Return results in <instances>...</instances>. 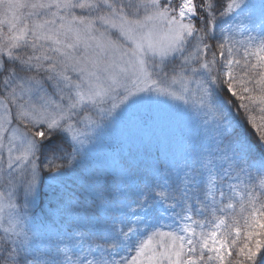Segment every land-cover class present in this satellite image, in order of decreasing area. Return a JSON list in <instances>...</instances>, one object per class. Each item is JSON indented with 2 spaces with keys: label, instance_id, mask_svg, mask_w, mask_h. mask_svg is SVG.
<instances>
[{
  "label": "snow or ice",
  "instance_id": "obj_1",
  "mask_svg": "<svg viewBox=\"0 0 264 264\" xmlns=\"http://www.w3.org/2000/svg\"><path fill=\"white\" fill-rule=\"evenodd\" d=\"M153 105L207 117L212 146L106 244L36 250L29 211L69 139ZM0 233V264H264V0H0Z\"/></svg>",
  "mask_w": 264,
  "mask_h": 264
},
{
  "label": "rangeland",
  "instance_id": "obj_2",
  "mask_svg": "<svg viewBox=\"0 0 264 264\" xmlns=\"http://www.w3.org/2000/svg\"><path fill=\"white\" fill-rule=\"evenodd\" d=\"M252 2L258 4L259 0ZM145 112H156V115L153 114L148 119ZM206 118L195 112L189 116L165 105H153L150 109H141L137 116L126 117L123 121L112 123L105 120L104 127L91 135L90 143L84 146V150L75 154L105 164L115 176L110 179L108 187L102 189L95 209L88 211L86 207L78 209V206H82L77 203L79 195H84V191L88 190L87 185L85 187L79 181L82 179L80 172L66 168L61 169L58 176L55 173L48 174L45 180L59 185L60 191L64 193L59 196L54 206H47L50 216L46 221L38 220L33 215L32 211L38 199L32 205L27 224L31 230L30 235L34 234L33 247L41 252L49 249L55 252L57 247L68 245L70 254L87 255L90 242L93 245L106 244L102 231L105 224L118 221L121 214L130 218L131 210L137 207L140 193L147 194L151 202L154 197L153 189L162 190L156 185L163 184L165 179H170L175 187L177 174L182 175L186 170L184 165L191 164L203 148L212 146L208 138L211 133H206L202 123ZM186 121L193 126L196 124L194 129L200 131V134H194L192 128L185 125ZM117 140L120 143L116 145ZM75 147L79 148V145ZM136 215L143 213L137 211ZM164 223L168 224L169 221L165 220ZM81 240L83 244L79 243ZM110 242L107 239V243ZM99 254L92 252L88 258L99 257Z\"/></svg>",
  "mask_w": 264,
  "mask_h": 264
},
{
  "label": "trees",
  "instance_id": "obj_3",
  "mask_svg": "<svg viewBox=\"0 0 264 264\" xmlns=\"http://www.w3.org/2000/svg\"><path fill=\"white\" fill-rule=\"evenodd\" d=\"M226 2V0H221V3ZM153 111V110H151ZM154 115H156V112H153ZM151 114L152 116H154ZM186 126H189L194 131V134H200V131H195L194 127L191 123L188 124L186 121ZM249 134L252 135L253 139H255V132L250 128ZM207 138V135L204 137ZM114 141V139H113ZM69 147L64 150L67 155L64 156L63 159L57 160L56 163H60L65 165L63 169L69 168L71 171L80 172V182H82L87 189L84 191V195H79V199L77 200V203L82 205L78 206V209H83V207H86L88 211H93L96 206V201L98 200V196L102 195V189L108 187V183L112 177L115 176L113 172L108 170L106 168L105 164H102L101 162H97L95 160H92L90 158L82 157L80 154H75L71 151L72 142L69 140ZM120 140H117L115 144H119ZM49 173H45L42 178V183L40 186V194L37 200L36 205L33 209V215L38 220H47V218L50 216L49 210L47 209V206H54L56 204V200H59V196L62 195L61 187L56 184L49 183L45 180ZM76 179H75V186H76ZM81 183V184H82ZM80 184V185H81ZM90 187V188H88ZM61 193V194H60ZM92 201V203H90ZM2 234V233H0Z\"/></svg>",
  "mask_w": 264,
  "mask_h": 264
}]
</instances>
